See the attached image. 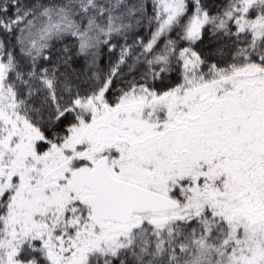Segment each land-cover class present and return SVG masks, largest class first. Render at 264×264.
Segmentation results:
<instances>
[{"label": "snow or ice", "instance_id": "6c2138e0", "mask_svg": "<svg viewBox=\"0 0 264 264\" xmlns=\"http://www.w3.org/2000/svg\"><path fill=\"white\" fill-rule=\"evenodd\" d=\"M0 264H264V0H0Z\"/></svg>", "mask_w": 264, "mask_h": 264}]
</instances>
